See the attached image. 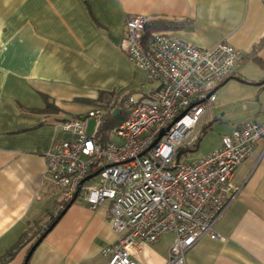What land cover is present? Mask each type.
<instances>
[{"label": "crops", "instance_id": "1", "mask_svg": "<svg viewBox=\"0 0 264 264\" xmlns=\"http://www.w3.org/2000/svg\"><path fill=\"white\" fill-rule=\"evenodd\" d=\"M131 15L175 22L167 31L197 48L226 41L241 52L204 113L228 125L221 136L247 121L264 123V84H256L264 68L253 61L264 62L260 0H0V264H24L35 230L67 202L43 155L70 137L59 123L157 85L119 48ZM231 182L236 194L214 225L222 239L202 236L186 264H264V137ZM117 236L108 202L91 209L70 200L26 264H107L101 250ZM173 238L141 244L133 261L166 264Z\"/></svg>", "mask_w": 264, "mask_h": 264}, {"label": "built area", "instance_id": "2", "mask_svg": "<svg viewBox=\"0 0 264 264\" xmlns=\"http://www.w3.org/2000/svg\"><path fill=\"white\" fill-rule=\"evenodd\" d=\"M146 22L143 15L128 16L119 48L148 82L158 84L125 104L126 116L106 130L105 118L121 109L116 98L62 120L59 126L70 137L44 152L46 175L65 190L66 201L79 199L91 209L108 202L118 236L101 250L107 264H137L132 256L141 244L165 233L174 236L166 264H186L188 250L202 236L222 239L214 225L236 194L233 172L264 137V123L247 121L196 159L178 158L200 135L196 126L215 100V86L243 55L226 41L197 48L167 30L148 32ZM87 117L94 120L92 133Z\"/></svg>", "mask_w": 264, "mask_h": 264}, {"label": "trees", "instance_id": "3", "mask_svg": "<svg viewBox=\"0 0 264 264\" xmlns=\"http://www.w3.org/2000/svg\"><path fill=\"white\" fill-rule=\"evenodd\" d=\"M178 24L172 21H168V20H158V21H147L146 22V29L148 30V32H153V31H160V30H174V28H177ZM253 61L261 68H264V62H262L260 59H258L257 57H253ZM231 75H234L231 74ZM224 80V79H223ZM223 80L221 82H223ZM145 90H139V95L135 98L133 94L137 93L134 91H128L125 92L122 95H117V96H113V94L111 95L112 98H116V100H118L116 102L117 105L120 106V112L118 115L116 116H112L109 115V117L105 118V129H108L109 127L119 124L121 122V120L126 116L127 114V110H126V106L128 102L132 101H137L139 100L141 97H143ZM102 94H104V92H102ZM110 97V98H111ZM111 98V99H112ZM109 103V102H108ZM213 121H210L209 123L205 124L202 130L200 131V135L197 137V139L195 140V142L193 144H191L190 146H185L183 147V154L187 151H195L200 143L201 138L204 136V133L207 129L210 128V125L212 124ZM105 137H107V133L105 134ZM182 157V155L180 156V158ZM70 203V200L67 201L66 203H64L63 207L58 211V213L56 214V216H54L50 222L47 223L46 226L41 227L37 230H35V233L33 234V236L30 238V243L28 246V249L35 244L36 242H38L48 231V228L51 224L55 223L56 220L61 216L62 211L67 207V205ZM24 235V234H23ZM26 235H24L25 237Z\"/></svg>", "mask_w": 264, "mask_h": 264}, {"label": "rangeland", "instance_id": "4", "mask_svg": "<svg viewBox=\"0 0 264 264\" xmlns=\"http://www.w3.org/2000/svg\"><path fill=\"white\" fill-rule=\"evenodd\" d=\"M155 84H158V82L156 81ZM210 117V109H207V111L201 116L196 126V131L202 130L204 128L203 125L206 124L204 122L212 120V118ZM86 124L87 131L90 133L94 132V120L91 117L86 118ZM227 126V124H224L215 119L210 125V128L205 131L203 138H201L200 140L198 148L195 151L185 152L184 154H182L181 159H188L192 161L196 156L202 155L210 148L214 147V145L219 142L221 133L225 131Z\"/></svg>", "mask_w": 264, "mask_h": 264}, {"label": "water", "instance_id": "5", "mask_svg": "<svg viewBox=\"0 0 264 264\" xmlns=\"http://www.w3.org/2000/svg\"><path fill=\"white\" fill-rule=\"evenodd\" d=\"M227 78H228V77H227ZM239 80H240V81H244V80H242V79H239ZM256 84H257V85H263V84H264V79H263L262 81L256 83ZM217 87H218V86H217ZM173 122H174V120L170 123V125H172ZM168 127H169V126H168ZM168 127H167L166 129H168ZM163 134H164V130H162V131L157 135V137H156V138L154 139V141L152 142L151 146L155 145V144L158 142V140L162 137ZM182 154H183V150H179V151H178V154H177L178 158H179ZM97 173H98V171H95L93 174L88 175V176L85 178V180L91 178L92 176H95ZM74 199H75V198H72L71 201H74ZM52 226H53V224H51V225L49 226L48 229H50ZM37 243H38V242H36L34 245L31 246L30 250L28 251V253H27L26 257H25L24 264H26V262H27L29 256L31 255V253H32L33 249L35 248V246L37 245Z\"/></svg>", "mask_w": 264, "mask_h": 264}]
</instances>
